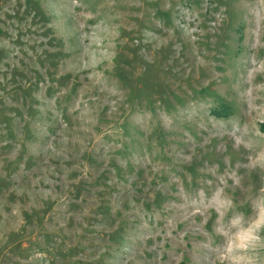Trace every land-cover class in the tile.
I'll return each mask as SVG.
<instances>
[{
	"label": "rangeland",
	"instance_id": "1",
	"mask_svg": "<svg viewBox=\"0 0 264 264\" xmlns=\"http://www.w3.org/2000/svg\"><path fill=\"white\" fill-rule=\"evenodd\" d=\"M263 122L264 0H0V264H221Z\"/></svg>",
	"mask_w": 264,
	"mask_h": 264
},
{
	"label": "clouds",
	"instance_id": "2",
	"mask_svg": "<svg viewBox=\"0 0 264 264\" xmlns=\"http://www.w3.org/2000/svg\"><path fill=\"white\" fill-rule=\"evenodd\" d=\"M242 232L245 234L243 239L239 229L233 230L231 239L225 238L221 264H254L253 258L245 254L264 243V215L257 211L255 219L244 224Z\"/></svg>",
	"mask_w": 264,
	"mask_h": 264
},
{
	"label": "trees",
	"instance_id": "3",
	"mask_svg": "<svg viewBox=\"0 0 264 264\" xmlns=\"http://www.w3.org/2000/svg\"><path fill=\"white\" fill-rule=\"evenodd\" d=\"M264 127V122L261 124V128H263ZM260 131L262 132V130L260 129ZM264 133V132H263Z\"/></svg>",
	"mask_w": 264,
	"mask_h": 264
}]
</instances>
